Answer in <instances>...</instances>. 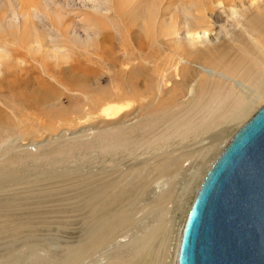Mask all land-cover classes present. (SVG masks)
I'll list each match as a JSON object with an SVG mask.
<instances>
[{"label":"rangeland","instance_id":"rangeland-1","mask_svg":"<svg viewBox=\"0 0 264 264\" xmlns=\"http://www.w3.org/2000/svg\"><path fill=\"white\" fill-rule=\"evenodd\" d=\"M8 1L0 0V18L12 14ZM144 1L138 0L134 6L141 7ZM162 1V14L172 10L170 14L181 15L175 11L179 6L176 0H170L169 7V0ZM204 1L207 8L209 0ZM113 2L57 0L56 5L51 4L61 15L59 30L66 32L71 41L67 45L73 47L70 57H46L57 81L40 70L29 52L15 42L20 34L0 31V37L8 40L5 50L0 49V79L10 87L0 94L5 104L0 105L2 260L10 257L13 264L54 261L64 256L67 248L83 243L89 211L85 201L92 193L104 203L106 215L124 214L126 220L72 264H131L141 248L140 239L148 233L155 235V247L149 255L151 264H176L184 219L212 163L204 161L209 143L203 138L221 134L206 155L215 158L230 136L264 102L263 96L245 116L232 120L236 105L229 81L191 71L189 62L185 63L183 74L172 70L170 77L149 71L152 65L147 58L151 57L140 59L136 55L128 59L121 46L127 45L130 50L131 38L136 36L130 37L123 22L114 18ZM223 3L214 4L210 18L207 13L202 17H207L214 32L229 29L240 33L244 48L251 51L252 45L239 32L237 21L244 25L243 14H247L245 20L251 21L262 9L261 4L254 3L248 10L251 12L232 15ZM102 15H109L113 22L115 19L119 29L112 22H105L101 29L83 27L81 21L86 17L104 23L98 17ZM125 16L130 24L134 21L131 15ZM33 20L48 41L55 45L64 42L45 17ZM16 24L17 29H23ZM252 34L258 37V32ZM220 36L223 40L215 38L223 44L220 49H230V41L222 33ZM136 38L140 40L142 36ZM164 40L161 47L152 51L146 48L142 54H154L153 60L169 55L172 41ZM235 43L241 48L239 39ZM95 47L103 59L94 55ZM83 48H88L89 57ZM252 53L257 54V49L253 47ZM33 54L40 60V51ZM200 61L203 66L216 69L208 58ZM138 64L142 70L135 74L131 69ZM195 78L198 82L191 95L188 88ZM114 104H125L120 114L124 117L119 118L106 108ZM186 148L189 155L181 158L179 167L164 171L176 155L187 152ZM194 174L193 184L186 192L184 188Z\"/></svg>","mask_w":264,"mask_h":264},{"label":"bare ground","instance_id":"bare-ground-1","mask_svg":"<svg viewBox=\"0 0 264 264\" xmlns=\"http://www.w3.org/2000/svg\"><path fill=\"white\" fill-rule=\"evenodd\" d=\"M136 1L138 0H115V3L113 2L114 8L111 9L114 18H117V21L121 20L123 22L122 24H124L125 26L124 29H126L129 36L131 35L130 37H132V35L134 37L135 36L137 37L139 34L142 36L140 40H138L136 37L131 38L132 47L130 50L128 49L127 45L121 46L124 47V49H122V53L128 59L136 58V55H138V58L140 59H142V56L151 57L152 59L147 58V63H149V66L152 65L151 70L148 68L149 71H152L155 74H158L159 76L166 74L169 75L170 77L172 70L174 74L182 73L183 70L187 68L185 66V63L189 62L194 67V68L189 67L190 70L195 69L196 73L201 71V73L207 74L210 77H218L219 80L223 79L229 81L233 89L231 96L235 100V105H236V107L232 111L233 113L231 114L232 120H236L238 118L245 116L247 111L252 106H254L258 101L262 100L264 96V43L262 45L261 42L264 40V0H228L227 3H223V0H209L210 4L207 5L208 6L207 8L205 7L206 3L204 0H176L179 6L175 11H180L179 12L181 14L180 16H177V14L175 13L170 14L172 10L166 12V14H162L161 13L162 12L161 6L163 2L162 0H145L141 7L134 6ZM56 2L57 0H9L8 5L13 8L12 14L9 15L8 18L4 19V16L0 18V31L4 32V30H6L9 31V33L11 32L13 35L20 34L18 38L15 40V42H19V44H21V49H24L27 53L29 52L30 57L33 58L32 60L36 61L39 67L41 68L40 70H42L45 73H48V75L55 81H57L56 76L54 74L55 71L52 69V67H50L49 65L50 63L46 60V57L58 58L59 56H61L67 58L70 57V55L68 54L69 50H73L72 49L73 47H69L67 45L71 41L66 36V32L59 30L61 29L60 25L62 21L60 13L58 12L56 7L51 8V4L53 3L56 5ZM166 3H167L166 7H169L171 5L170 0L167 1ZM174 3L175 2H173V5ZM220 3H223V6L226 7L232 15L234 13H240L241 11L244 13L251 12L248 10L249 8L254 7V3L261 4L262 9L251 21L248 22V20H245V18H247V14L242 15V19L243 21H245L244 25H242V22L237 21V24L240 26L239 32L246 35L247 41L252 45L251 51H248L247 49L244 48V38L240 33H237L235 31L230 32L229 29H220L214 32L208 25V20L206 22L207 17L205 18L202 17L203 14L207 13L208 17L210 18L212 16L213 6L215 5L217 6ZM199 8L202 9H200L198 12ZM125 15H131L134 21H132L130 24L129 20ZM42 16L48 20L50 27H52L53 29H57V31L61 34V36L64 38L63 43L60 42V44L55 45L51 40L50 41L47 40V35L45 34V32H42L39 29H37L38 26L35 25V20H33V18L38 19ZM138 16L140 17V19H138ZM98 17L104 19V23L100 21L95 22L91 20L92 17H86L81 21L83 27H85L86 29H101L103 24H105V22L108 23L112 22V26L117 28V25L115 24V19L113 22L110 19L109 15H102V17L101 16ZM16 23H19L20 24L19 26L22 25L23 29H20L21 27L17 29L18 26H16L17 25ZM122 24L119 23V26L121 27ZM249 29L252 30L250 31ZM252 31L258 32L257 38L253 36ZM220 33H222L225 36L224 38H227V40L230 41L231 43V45L229 46L230 49L228 50L220 49V47L223 45L219 43V40H217V39L223 40V38L220 36ZM218 36L221 38H217L215 40V38ZM16 37L17 36H15V38ZM164 39H169L168 41L171 40L172 42L169 48L170 50L168 51L169 55L163 54L164 56L160 59L156 57V59H158L159 62H156L157 61L156 59L153 60L154 54H151L150 52L142 54V51L145 50L146 48L148 49V51L154 50L157 46L161 44L162 41H165ZM236 39H239L241 48L235 47ZM7 42H8L7 39L0 37V45H1L0 49H3V47L7 45ZM203 42H205L204 43L205 45H202ZM86 43L87 42H85V44ZM85 44L83 45L84 47ZM173 44L175 45L174 47H172ZM253 47L256 48L258 51V53L255 55L252 53ZM59 49L61 50L59 51ZM83 50L84 53L85 52L87 53L86 56L89 57L88 48H83ZM93 50L95 52L94 53L95 56H99V58L101 59L104 58L98 52L97 47L93 48ZM38 51H40L41 53V58H40L41 61L34 58L33 53ZM157 55L159 56V54ZM201 58H208V61L214 64L216 69L203 66L200 63ZM145 59L146 58H144L143 61ZM224 63H228V66L224 65ZM56 64L55 66H57ZM77 64L80 65L79 60H77ZM141 70L142 69L140 68V64L134 65L131 69V71H134L135 74H137ZM66 71H68V69ZM146 75L145 77H147ZM59 77H61V75L60 76L58 75V78ZM195 79H193L192 83L189 85L188 88L189 93L191 95L195 91V86L196 83L198 82V79L196 80ZM3 81L5 80L0 79L1 95L4 92V89L10 88L9 84L4 83ZM58 81L60 83V80ZM0 105L5 106L4 102L1 99H0ZM124 106L125 104H114V105L106 106V108L109 111H113L115 115L117 114L119 118H122L124 117V114L122 115L120 114L121 111H123ZM257 109H255L254 112ZM250 117H248L247 119H249ZM220 138H221V134H219L217 137L212 136V137H207L206 139L203 138L204 139L202 140L203 142L209 143L206 149V153H205L206 158H204V161L207 162L212 161L213 163V161L217 158V156L220 154V152L222 151V149L230 139L229 138L227 140V142L224 144L221 151L218 153V155L215 158H211V159L208 158L206 155L210 153L212 148H214L213 145ZM185 151L187 152H182L181 154L176 155V158H174V160L170 163L171 165L170 168H163L164 171L171 169L176 170L175 168L179 167L180 164L179 162L181 158L189 155L188 149ZM175 175H178V171L175 173ZM204 177L202 178V180L204 179ZM194 179H195V174L192 175L191 180L187 183V186H185L184 189L186 190V192L191 188ZM202 180L197 190L199 189ZM86 197H85L86 198L85 206L86 208L89 209V211H88L87 229L84 234L85 236L83 238V243H78L71 248H67V253L64 256L55 259L54 261L41 262L40 260L39 261L40 263L38 262L36 264H72L73 262L79 259L81 253L85 251L89 252L91 250H94L97 247V245L103 240L105 235L113 232L115 229L119 227V225L123 221L126 220V216L124 214L106 215L104 213L105 211L103 210L104 203L97 199L98 198L97 195L89 193L88 196ZM99 234L101 235L97 236ZM180 236H181V232H180ZM180 236H179V241H180ZM154 237H155L154 233L153 234L148 233L146 234L145 237H143V239H140L139 243L141 248L139 249L138 254L131 261V264H151L153 262V260L151 261L152 258L151 259L149 258V255L152 256L151 252L155 247V244L153 242ZM179 241H178V246H179ZM177 252H178V248H177ZM13 262L14 260L10 257H6V259L4 258V260L0 258V264H13ZM172 263L175 264L174 261ZM158 264H160V262ZM176 264H177V255H176Z\"/></svg>","mask_w":264,"mask_h":264},{"label":"water","instance_id":"water-1","mask_svg":"<svg viewBox=\"0 0 264 264\" xmlns=\"http://www.w3.org/2000/svg\"><path fill=\"white\" fill-rule=\"evenodd\" d=\"M177 264H264V103L202 180L182 227Z\"/></svg>","mask_w":264,"mask_h":264}]
</instances>
